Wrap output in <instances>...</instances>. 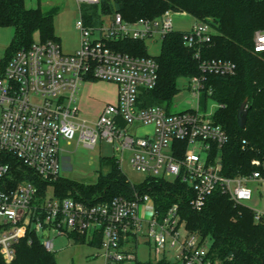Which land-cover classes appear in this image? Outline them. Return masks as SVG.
Wrapping results in <instances>:
<instances>
[{"label": "built area", "instance_id": "2783aa9c", "mask_svg": "<svg viewBox=\"0 0 264 264\" xmlns=\"http://www.w3.org/2000/svg\"><path fill=\"white\" fill-rule=\"evenodd\" d=\"M77 2L99 5L101 0ZM176 13L188 14L171 9L158 18L136 21L116 14L108 27L89 25L82 16L75 52L66 53L58 40H35L9 61L0 76V153L16 157L48 186L41 194L34 182L18 179L12 164L0 162V264L15 263L17 245L30 232L49 253H55L59 238L69 245L99 243L91 246L94 264H137L142 243L172 264H222L211 258L210 240L188 232L177 203L161 216L155 199L139 191L131 198L95 203L58 196L53 182L62 176V141L71 145L76 139L77 145L94 148L104 139L115 146L121 170L129 165L145 179L170 177L187 184L192 210L203 211L220 191L236 206L251 210L256 223H264V160L254 158L253 169L245 174L225 175L222 149L229 135L215 121V111H201L208 75H233L237 69L232 61L204 58L203 49L214 33L212 24L195 18L183 35L200 62L201 75L190 77L197 107L181 113L142 104V93L159 81L155 56H134L113 46L122 39H163L175 31ZM253 42L255 52H264V31H256ZM94 79L114 82L119 91L117 103L90 120L81 116L77 99L82 83ZM81 236H86V243L77 239ZM169 251L173 261L167 257Z\"/></svg>", "mask_w": 264, "mask_h": 264}, {"label": "trees", "instance_id": "16d2710c", "mask_svg": "<svg viewBox=\"0 0 264 264\" xmlns=\"http://www.w3.org/2000/svg\"><path fill=\"white\" fill-rule=\"evenodd\" d=\"M98 7L104 14L111 17L121 14L127 21L155 19L172 9L210 22L214 33L211 43L203 49L204 58L229 60L237 67L233 75L209 74L203 92L204 107L209 102L220 104L214 119L229 135V142L222 149L223 173L227 176L245 174L253 169L250 164L254 158L264 160V52H255L253 42L255 32L264 31V0H101L99 5L90 7L91 12L86 14L87 24L94 25ZM57 12V7L48 12L41 7L28 8L25 0H0V26L15 28L11 48L0 61V76L18 50L32 46L36 34L43 41L57 40L54 39ZM184 33L174 31L162 39V51L155 56L159 63V81L154 89L142 93L143 106L166 107L177 91L180 78L201 75L200 62L194 57L193 49L185 45ZM113 46L134 56H149L146 40L122 39ZM208 90L213 93L209 95ZM246 100L249 105L247 127L241 129L237 116ZM0 162L12 164L20 181L30 180L41 194L46 192L48 183L16 157L0 153ZM108 163L109 170L95 183L61 176L53 182L56 194L95 203L117 196L131 198L139 191L155 199L161 216L177 203L187 228L203 238H211L212 259L222 264H264V223H256L248 208L236 206L227 195L217 191L204 210L196 212L189 206V186L181 180L169 182L148 178L132 185L114 157ZM77 239L87 242L86 236ZM90 245L99 246V243ZM14 264L59 263L54 253L43 247L39 236L30 232L18 243ZM137 264L172 263L161 260Z\"/></svg>", "mask_w": 264, "mask_h": 264}, {"label": "rangeland", "instance_id": "374dc122", "mask_svg": "<svg viewBox=\"0 0 264 264\" xmlns=\"http://www.w3.org/2000/svg\"><path fill=\"white\" fill-rule=\"evenodd\" d=\"M28 8L36 9L41 7L42 10L48 12L53 8H58V12L54 18V39H57L66 53L75 52L80 43V31L77 28V21L86 14L91 12L90 7L95 5L83 4L79 6L77 0H25ZM111 15L104 14L101 7H98L94 17V25L108 27L111 23ZM87 22V18L85 19ZM195 21V17L187 14L182 15L176 13L174 15L175 31H186L191 28ZM15 34V28L10 26H0V61L5 58L11 48L12 40ZM35 40H41L39 34L35 35ZM147 53L151 56H158L162 51V39H147ZM190 78L184 77L177 81V91L173 94L169 105L163 106L170 113H181L197 107L198 99L190 89ZM119 87L116 83L95 80L83 82L77 99V106L80 109L81 116L95 120L103 109L110 103L116 104ZM142 100V99H141ZM203 97L201 98V111L209 108L216 111L217 107L203 106ZM2 109L0 107V117ZM61 175L62 177L73 179L84 183H95L101 174H105L109 170V159L118 156L115 146L104 139H100L94 148H89L84 144L77 145L76 139L69 145L67 141L61 142ZM133 183H143L144 175L133 171L129 165H125L122 170ZM169 182L174 179L167 178ZM49 194H53V190L49 189ZM189 233L191 232L188 229ZM200 234V233H199ZM212 245V240L207 237ZM57 249L54 253L59 264H94L95 260L91 259L95 249L88 245H69L67 239H57ZM138 260L141 263L149 261L165 260L162 254L156 255L153 248L148 243H142L138 249ZM169 260H174L172 251L167 253Z\"/></svg>", "mask_w": 264, "mask_h": 264}, {"label": "water", "instance_id": "95a60500", "mask_svg": "<svg viewBox=\"0 0 264 264\" xmlns=\"http://www.w3.org/2000/svg\"><path fill=\"white\" fill-rule=\"evenodd\" d=\"M248 100H246L242 105L241 108L238 112L237 120L239 127L241 129H246L247 127V121H248V114H249V109H248Z\"/></svg>", "mask_w": 264, "mask_h": 264}]
</instances>
